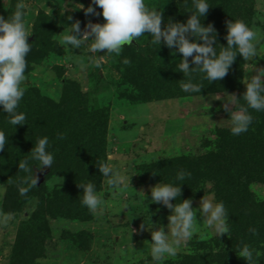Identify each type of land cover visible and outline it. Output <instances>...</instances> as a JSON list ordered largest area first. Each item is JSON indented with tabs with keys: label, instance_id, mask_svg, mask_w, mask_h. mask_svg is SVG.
<instances>
[{
	"label": "rangeland",
	"instance_id": "1",
	"mask_svg": "<svg viewBox=\"0 0 264 264\" xmlns=\"http://www.w3.org/2000/svg\"><path fill=\"white\" fill-rule=\"evenodd\" d=\"M21 2L27 6L24 21L30 35L28 40L33 42L26 57V78L21 87L24 91L35 90L56 103H65L68 90L76 94L78 90L82 98L75 101L77 110L86 108L99 112L105 109L107 129L102 139L105 143L103 163L113 165L114 171L129 177V182L113 190L101 174L97 195L104 201L102 207L97 213L85 207L84 212L77 211L76 217L69 216L73 211L66 203L61 205V192L66 187L65 178L59 176L61 170L50 172L49 167L37 170L42 172L46 190L43 196L40 200L32 197L10 212L4 209L8 186L0 183V214L13 217L6 227H0V264H188L192 259L205 261L209 255L230 251L231 243L228 242L237 236L230 237L226 233L219 236L203 222L198 211L193 236L180 243L175 256L154 261L151 229L148 228L152 224L163 225L167 231V217L171 212L162 204L150 201V188L162 181L176 182L175 177L181 171L198 172L209 159L208 153L229 141V134L222 131L231 126L223 105L227 101L235 110L238 94L246 90L243 82L254 65L238 54L221 80L210 82L198 72L188 77L179 71L182 54L169 49L163 42L153 44L147 33L133 40L131 45H124L119 54H108L106 50L92 53V41L70 51L60 42L71 23L79 20L83 30L89 20L104 22L102 15H84L81 7L86 8L91 0H0V16L10 18ZM208 3L210 8L201 22L215 29L217 54L221 46H227L226 23L242 20L257 34L256 67L263 68L264 0H208ZM145 4L150 10L161 12L162 26L186 22L190 12L195 11L192 0H145ZM97 11L102 13L100 8ZM68 16L72 20H68ZM127 68L143 76L137 79L138 85H128L126 96L121 97L117 86L123 81ZM189 80L202 87L203 95L186 93L185 96L159 99L157 95L145 94L146 86L159 91L169 90L164 86H173L176 94L185 93L181 84ZM192 171L181 185L180 199H192L196 208L204 195L218 202L212 184L196 179ZM251 191L259 199L264 198V185L253 184ZM175 202L179 203V198L172 201ZM40 203L46 214L45 232L41 229L29 236V245H25L27 241L21 238V230L35 221L33 215ZM57 203L60 211L56 210ZM78 207L83 208L82 204ZM237 223L228 220L229 230H236ZM143 224L148 228H142ZM29 247L34 251H28ZM120 249H125V255L119 254Z\"/></svg>",
	"mask_w": 264,
	"mask_h": 264
},
{
	"label": "clouds",
	"instance_id": "2",
	"mask_svg": "<svg viewBox=\"0 0 264 264\" xmlns=\"http://www.w3.org/2000/svg\"><path fill=\"white\" fill-rule=\"evenodd\" d=\"M192 3L195 11L190 12L191 15L186 22H170L162 26L161 12L150 10L145 0H91L86 8L81 4L84 15L86 17L102 15L104 22L93 23L89 20L82 30L81 22L76 20L70 24L68 33L63 36L60 43L72 51L80 49L85 42L92 41L90 45L92 53L98 54L106 50L105 53L108 54H119L124 45H131L133 40L147 33L152 37L153 44L161 45L163 42L169 49L182 54L179 71L183 75L191 77L195 72L202 73L203 78L210 82L224 78L239 54L243 60L254 65L243 82L246 85V90L242 94L245 105L239 110H232L227 101L223 105V110L229 116L227 120L231 125L230 132L238 136L247 132L252 124L250 109L264 112V68L256 67L257 34L242 20L228 21L225 36L227 46H221L222 50L217 54L216 31L211 24L205 26L201 22V17L204 18L210 8L208 0H192ZM97 8L102 9V13L98 12ZM16 9L10 18L0 16V112L7 114L8 122L15 127L24 125L26 120V116L18 112V107L24 96L21 84L26 78V57L31 51V44L28 41L30 35L24 21L27 6L21 2L17 4ZM67 19L72 20V17L68 16ZM181 88L185 93L198 94H201L202 89L191 80L182 83ZM7 141L8 137L0 131V151L4 150ZM30 154V160L37 163L30 164L29 159L19 161L18 167L21 172H34V165L40 170L52 168L54 155L49 151L47 136L38 138ZM97 167L113 190H118L129 182V177L114 171L113 165L97 162ZM190 176L191 173L181 171L175 177L176 182L162 181L150 188V201L162 204L171 212L167 217L169 221L167 231L163 225L151 223V228L144 224L141 226L151 229V256L154 261L159 262L165 256H175L180 243L193 236L198 223L196 218L198 211L203 217V222L216 234L219 236L229 234V216L223 202H216L211 196L204 195L199 207L196 208L193 207L192 199H180L181 185ZM22 184L25 186L19 187V193L24 196L37 185L36 175L25 177ZM78 186L83 189L81 204L91 212L97 213L104 201L97 195L95 184L89 182ZM177 198L180 202L172 203L177 201ZM12 219L11 214H0V227H6ZM119 254L125 255V249H120ZM238 255L245 259L247 264H256L254 251L248 245H243L238 250Z\"/></svg>",
	"mask_w": 264,
	"mask_h": 264
},
{
	"label": "trees",
	"instance_id": "3",
	"mask_svg": "<svg viewBox=\"0 0 264 264\" xmlns=\"http://www.w3.org/2000/svg\"><path fill=\"white\" fill-rule=\"evenodd\" d=\"M29 43L32 46L33 42ZM124 73L126 74L123 81L117 86V92L121 97L126 96L125 88L128 85L137 83V79H142L143 76V74L137 76L129 68ZM172 87L164 86V89L169 90L159 91L146 86L144 90L146 95H157L159 99L186 95L182 92L176 94ZM73 92L68 90L65 103H56L35 90L24 91L18 107V112L26 116L24 125L16 127L11 125L7 114L0 112V131L8 137L4 150L0 151V183L8 186L4 200L5 210L10 212L14 207L19 209L32 197H38L40 200L46 191L42 183L33 186L26 195L21 196L19 187L25 186L22 184L23 179L33 176V173L40 169L34 165V172L25 173L18 167L19 161L26 159H29L30 164L37 163L30 160V151L38 138L45 136L49 138V151L54 155V163L49 170L50 172L61 170L59 176L66 180L64 184L66 187L61 192L63 195L61 205L66 203L69 209L72 208L73 212H69L70 217H76L78 210L84 212L86 209L83 205L82 209L78 207L81 205L83 192L79 184L91 182L95 184L97 190L100 188L101 173L97 162L103 164L105 161V143L102 139L107 129L105 122L107 113L105 109L90 112L86 108L78 107L77 110L75 101L82 97L78 90L77 94ZM243 92L244 90L238 94L235 110L245 105ZM249 111L253 121L247 132L234 136L230 129L222 130L223 133L229 134V141L223 147L221 143L214 151L208 153L209 159L201 166V170L198 169L199 171L195 173L193 169H189V172L193 170L196 179L200 178L212 184L217 201L223 202L227 209L228 219L238 222L237 229L229 230L227 236L237 238L228 242L231 243L230 251L209 255L205 261L202 258L192 259L188 264H247V261L238 255V250L243 245L253 249L256 264H264V198L259 199L251 191L253 184L264 185V112L251 109ZM56 206H58L56 210L60 211V204L57 203ZM75 208L77 209L74 212ZM48 211L52 210L48 208ZM45 215L40 203L33 215L35 221L32 220L33 223H29L28 227L21 230V238L27 241L25 245H29V236L36 235L41 229L42 233L45 232ZM234 217L236 220L232 219ZM38 223H41V226H37ZM28 251L33 252L34 248L29 247Z\"/></svg>",
	"mask_w": 264,
	"mask_h": 264
},
{
	"label": "water",
	"instance_id": "4",
	"mask_svg": "<svg viewBox=\"0 0 264 264\" xmlns=\"http://www.w3.org/2000/svg\"><path fill=\"white\" fill-rule=\"evenodd\" d=\"M36 177H37V185L42 184V182H43L42 172L37 171Z\"/></svg>",
	"mask_w": 264,
	"mask_h": 264
}]
</instances>
